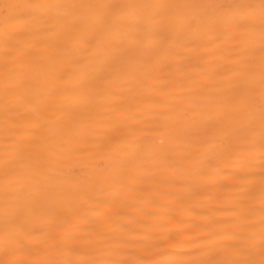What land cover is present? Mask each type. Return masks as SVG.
<instances>
[{
    "label": "bare ground",
    "instance_id": "bare-ground-1",
    "mask_svg": "<svg viewBox=\"0 0 264 264\" xmlns=\"http://www.w3.org/2000/svg\"><path fill=\"white\" fill-rule=\"evenodd\" d=\"M0 264H264L262 0H0Z\"/></svg>",
    "mask_w": 264,
    "mask_h": 264
},
{
    "label": "snow or ice",
    "instance_id": "snow-or-ice-1",
    "mask_svg": "<svg viewBox=\"0 0 264 264\" xmlns=\"http://www.w3.org/2000/svg\"><path fill=\"white\" fill-rule=\"evenodd\" d=\"M262 5H264V0H262ZM35 6L36 7H46V5L43 4V3H40V4L35 5ZM221 22L222 23H229V21H227V20H223ZM231 23H232L234 28H240L242 26V22L240 20H233V21H231ZM34 103L37 106V108H40V107L46 105L47 99L44 96L37 95V97L35 98Z\"/></svg>",
    "mask_w": 264,
    "mask_h": 264
}]
</instances>
